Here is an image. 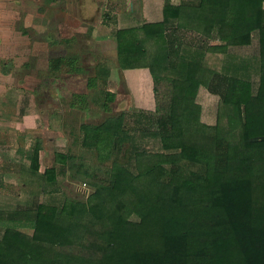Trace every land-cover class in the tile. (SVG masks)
Wrapping results in <instances>:
<instances>
[{
    "label": "trees",
    "instance_id": "1",
    "mask_svg": "<svg viewBox=\"0 0 264 264\" xmlns=\"http://www.w3.org/2000/svg\"><path fill=\"white\" fill-rule=\"evenodd\" d=\"M174 14L171 31L159 23L118 32L120 67L142 70L140 112H113L106 92L107 115L82 125L95 161L69 157L90 192L61 207L39 204L32 233L8 227L0 264H264V0H188L168 4L165 16ZM255 32L257 87L222 71L228 48L250 45ZM49 43L68 53L47 58L43 76L84 70L73 39ZM97 59L88 84L106 87V61ZM202 86L220 96L214 125L202 121ZM138 131L161 147L133 149L130 168L118 152L127 139L134 148Z\"/></svg>",
    "mask_w": 264,
    "mask_h": 264
},
{
    "label": "crops",
    "instance_id": "2",
    "mask_svg": "<svg viewBox=\"0 0 264 264\" xmlns=\"http://www.w3.org/2000/svg\"><path fill=\"white\" fill-rule=\"evenodd\" d=\"M187 2L188 0H0V238L8 227L32 233V228L28 226H32L39 204L61 207L69 196H73L70 189L74 182H78L70 170L69 157L85 159L91 163L95 161V153L82 144V125L98 123L87 117L83 122V110H96L89 103L91 98L97 99L93 90L98 89L103 102L106 92L115 95L110 103L111 109L114 102L119 103L118 92L123 86L129 91L133 105L140 104L142 70L120 67L118 32L159 23H165L170 31L174 30L179 25V19L175 14L166 17L165 8L168 4L177 8ZM75 27L79 35L65 33ZM39 28L44 29L41 31ZM256 35L257 32L253 34L250 45L228 48L223 60V74L232 75L229 71L238 68L237 64L245 57L252 64L251 68L256 70V52L250 55L245 51L255 42L259 50ZM64 39H73L74 48L79 44L83 46V40L88 42L89 47L95 45L90 50L85 49L84 53L83 48L76 53L82 57V63L87 54L105 59L104 66L109 76L106 87L103 84L89 87L87 84L88 92H72L70 99L62 93L64 90L60 84L66 82V77L88 75V83V79L96 76L98 62L93 67L84 66L81 73H62L58 78L43 76L47 64L41 67L43 65L39 62L42 58L41 43L46 47L43 56H65L67 48L62 46L66 50L63 55H52L57 45H49V42ZM240 53L245 54L240 57ZM258 53L260 54V50ZM108 57L114 58L108 61ZM30 58H38L35 66L29 67L26 64ZM258 63L260 64V59ZM239 77L253 82L252 77ZM33 80H36L35 84L31 83ZM49 86L56 88L55 97L50 100L41 99L43 90H49ZM64 89L69 90L70 87ZM201 94H219L202 86L197 95V103L202 106V121L214 125L217 120H209L214 112L211 102L213 99L210 100L209 97L210 103L204 104L200 99ZM129 99L127 97V101ZM218 107L219 102L217 116ZM102 111L104 112L103 108ZM144 133V137L151 134L147 131ZM127 140L123 143L129 146L130 140ZM155 145V149L159 150V137ZM37 152L39 167L35 169L33 158ZM51 169L55 174L48 176L47 171ZM76 188L78 192H82L83 183L79 182Z\"/></svg>",
    "mask_w": 264,
    "mask_h": 264
},
{
    "label": "rangeland",
    "instance_id": "3",
    "mask_svg": "<svg viewBox=\"0 0 264 264\" xmlns=\"http://www.w3.org/2000/svg\"><path fill=\"white\" fill-rule=\"evenodd\" d=\"M76 28L77 27H75L74 30H66L65 33L67 35H76L77 36V35H79V33L75 31ZM39 29L42 31L44 28H42V29L39 28ZM256 36L258 38V35H256ZM89 43L91 44V42H89ZM89 46L90 45L88 44V42L83 40V46L79 44L77 47H75V49H76L75 51L80 52V50H82V48H83V50H85L87 48L90 50L91 48L95 47V45H91V47H89ZM245 51L247 53H250V55H252V53L256 52L255 54H257V58H258V59H255L256 63H254L256 70L254 71V69L251 68L252 64H250L249 59L247 57H245L241 60V63L237 64L238 68H236V67L232 68L231 71H229V72H231V74L233 76H243L244 78H248V79H250L252 77L253 78V84L255 85V87H257L259 85L260 75H261L260 64L258 63V60H259L258 51L259 50H258L257 43L255 42L249 49L247 48ZM44 52L46 53V47L43 46V43H41L40 55L42 58L39 61L40 64L43 65L41 67H44V65H46L47 61H48L47 57L43 56V54H42ZM65 52H66V50L62 46L57 45L54 48V50L52 51V55H58V54L63 55V53H65ZM245 53H240L241 54L240 57H243ZM112 58H114V57H108V61H112ZM83 59H84L83 65L87 66V67H93L94 64L97 62V58L93 57L91 54L85 55V57ZM88 71H89V69H88ZM93 73H94V70H92L91 74L93 75ZM84 76H86V77H84ZM87 77H88V75H83V76L82 75H80V76L73 75V77H66L67 78L66 82L65 83L62 82L60 84L62 90H64V91H62L63 95L66 96L67 99H70V97L73 96L72 92H83V93L88 92ZM29 78L30 77H28V79ZM35 81L36 80H33L31 83L35 84ZM112 82H114V81L112 80ZM112 82H111V84H113ZM215 86L219 87V88H223V84H218ZM49 87H50L49 90H43V93H42L43 97L41 96V99L50 100V98L55 97V89L56 88L53 89L52 86H49ZM64 87H68V88L70 87V89L69 90L64 89ZM86 87H87V89H86ZM67 90H68V92H67ZM118 90L119 89H117V91ZM203 92H205V91H203ZM92 93H93V95H96L97 99H95L93 97L89 100V103H92L91 104L92 107H95L96 110L95 111H92L93 109L91 111L90 110H87V111L83 110V122L86 120V117H87V119L88 118L95 119L94 120L95 122H100L107 115L106 113H104L102 111V107H101L103 100H101L100 97L102 96V94L98 91V89L93 90ZM128 93H129V91L124 89V86H123V88L120 90V92H118L119 103L115 104V102H114V104L112 105L113 112L118 113V114H119V112L120 113L124 112V113H128V114L140 112V110H139V109H141L140 105H137V106L133 105V100L131 99V96L129 95L130 93L129 94ZM127 97H130L129 101H127ZM209 97H210V100H211V98L213 99V100H211V102H213L212 106L214 108V112L210 115L209 120L216 122V120H217V105L219 102L218 100L220 98L217 95L206 96L205 94H203V95L201 94V96H200L201 102L204 104L210 103ZM144 134L145 133L143 131L137 132V135L134 138L135 145H134V148H132V150H131V145L128 146V145L124 144L123 146H120V149L118 152L120 162L127 164L128 167H130V168H133L134 167L133 166L134 165L133 149L138 148V147H140V148L141 147L142 148L147 147V149H149L151 151H156L155 143H157V136H155L154 134L151 133L150 135L144 137ZM124 151L129 152L128 156H125L126 152H124ZM123 156H125V157H123ZM77 182L79 183L81 181L77 180ZM78 183L74 182V185H72V188L70 190H72L73 196L78 197L79 199H83V197H85V195H87L90 192V188H89L88 193H85L82 191V192H80L81 193L80 194L76 188Z\"/></svg>",
    "mask_w": 264,
    "mask_h": 264
},
{
    "label": "built area",
    "instance_id": "4",
    "mask_svg": "<svg viewBox=\"0 0 264 264\" xmlns=\"http://www.w3.org/2000/svg\"><path fill=\"white\" fill-rule=\"evenodd\" d=\"M88 191H89V187L87 184L84 183L83 184V192L88 193Z\"/></svg>",
    "mask_w": 264,
    "mask_h": 264
}]
</instances>
